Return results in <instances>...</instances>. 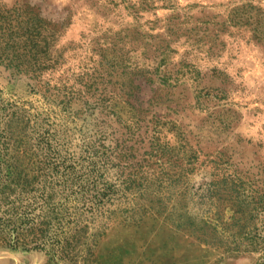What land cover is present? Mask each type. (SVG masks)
I'll list each match as a JSON object with an SVG mask.
<instances>
[{
    "label": "rangeland",
    "instance_id": "374dc122",
    "mask_svg": "<svg viewBox=\"0 0 264 264\" xmlns=\"http://www.w3.org/2000/svg\"><path fill=\"white\" fill-rule=\"evenodd\" d=\"M17 1L36 5L60 27L54 48L61 58L42 77L49 89L0 65V98L26 110L29 136L36 121L54 134L58 149L104 152L121 165L184 164L183 151L191 150L194 187L234 173L264 201V28L254 31L264 25V0L0 4ZM165 143L172 152L163 157ZM22 145L10 140L1 147L25 159ZM257 225L264 233V218ZM257 258L190 245L162 218L147 217L137 229L108 231L89 264H257ZM0 264L46 261L0 240Z\"/></svg>",
    "mask_w": 264,
    "mask_h": 264
},
{
    "label": "trees",
    "instance_id": "16d2710c",
    "mask_svg": "<svg viewBox=\"0 0 264 264\" xmlns=\"http://www.w3.org/2000/svg\"><path fill=\"white\" fill-rule=\"evenodd\" d=\"M259 24L254 31L261 34ZM59 34L36 5L0 4V65L49 89L42 77L61 58L54 48ZM25 112L0 98V240L6 247L40 252L46 264H89L108 231L137 229L153 217L186 235L190 245L221 249L227 257L258 254L257 264H264V233L257 225L264 201L239 176L225 173L194 187L191 150L183 151L184 164L168 167L121 165L99 151L69 154L53 145L54 134L41 123L34 122L29 136ZM10 140L23 143L25 159L1 147ZM166 151L172 149L165 143L160 156Z\"/></svg>",
    "mask_w": 264,
    "mask_h": 264
}]
</instances>
